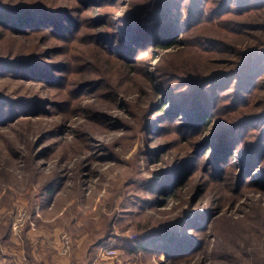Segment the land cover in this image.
<instances>
[{"label":"rangeland","instance_id":"rangeland-1","mask_svg":"<svg viewBox=\"0 0 264 264\" xmlns=\"http://www.w3.org/2000/svg\"><path fill=\"white\" fill-rule=\"evenodd\" d=\"M105 247L264 264V0H0L1 264Z\"/></svg>","mask_w":264,"mask_h":264},{"label":"built area","instance_id":"built-area-1","mask_svg":"<svg viewBox=\"0 0 264 264\" xmlns=\"http://www.w3.org/2000/svg\"><path fill=\"white\" fill-rule=\"evenodd\" d=\"M72 243L67 236L62 239V253L69 254L71 252ZM102 259L96 260L93 264H117L120 262V254L117 248L105 247L101 250Z\"/></svg>","mask_w":264,"mask_h":264},{"label":"trees","instance_id":"trees-1","mask_svg":"<svg viewBox=\"0 0 264 264\" xmlns=\"http://www.w3.org/2000/svg\"><path fill=\"white\" fill-rule=\"evenodd\" d=\"M2 21V20H1ZM179 42H181V41H179V39H176L173 43H171V44H167V45H162L161 47H162V49H170L171 47H174L177 43H179ZM153 45V44H152ZM165 104V103H164ZM169 104V103H168ZM159 108L160 109H162V110H164L165 109V107H164V105L162 104V102L160 103V105H159ZM201 119V116L199 117V120ZM199 120H196V122L197 123H200L199 122ZM209 123V120L208 119H206V121H205V125H207Z\"/></svg>","mask_w":264,"mask_h":264},{"label":"crops","instance_id":"crops-1","mask_svg":"<svg viewBox=\"0 0 264 264\" xmlns=\"http://www.w3.org/2000/svg\"><path fill=\"white\" fill-rule=\"evenodd\" d=\"M2 262L0 261V264H1Z\"/></svg>","mask_w":264,"mask_h":264}]
</instances>
